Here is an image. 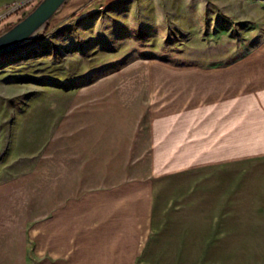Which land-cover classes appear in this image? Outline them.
<instances>
[{"label":"rangeland","instance_id":"374dc122","mask_svg":"<svg viewBox=\"0 0 264 264\" xmlns=\"http://www.w3.org/2000/svg\"><path fill=\"white\" fill-rule=\"evenodd\" d=\"M39 1L0 0V34ZM151 62L170 71L232 64V110L211 124L197 120L202 130L184 140L187 147L159 148L169 159L156 157L152 169ZM84 108L100 113H86L84 122ZM82 124L85 137L100 126V143L118 146L92 147ZM177 169L227 172L230 223L246 224L235 196L246 178L253 187L264 177V0H66L22 47L0 57V264H36L27 226L66 197ZM246 241L234 240L229 255H261L262 244Z\"/></svg>","mask_w":264,"mask_h":264},{"label":"crops","instance_id":"0c3cea01","mask_svg":"<svg viewBox=\"0 0 264 264\" xmlns=\"http://www.w3.org/2000/svg\"><path fill=\"white\" fill-rule=\"evenodd\" d=\"M153 67L146 78L151 169L156 157L161 163L169 159L159 148H185V139L200 135L193 134L202 130L197 120L211 124L212 116L232 110V64L175 71L162 64ZM80 111L81 117L100 113ZM91 129L85 137L82 124L83 139H93L92 147L118 146L100 143L106 139L100 126ZM126 135L117 139H129ZM174 139L176 144L170 143ZM200 174L150 170L144 177H126L66 197L27 226L36 264H233L237 257L240 264H264V249L261 255L260 250L258 255H229L234 240L264 246V177L257 176L253 187L246 178L235 196L246 224L233 226L227 214L233 209L230 175ZM252 195L256 203L250 202Z\"/></svg>","mask_w":264,"mask_h":264},{"label":"water","instance_id":"95a60500","mask_svg":"<svg viewBox=\"0 0 264 264\" xmlns=\"http://www.w3.org/2000/svg\"><path fill=\"white\" fill-rule=\"evenodd\" d=\"M66 0H40L21 20L0 34V57L22 47Z\"/></svg>","mask_w":264,"mask_h":264}]
</instances>
